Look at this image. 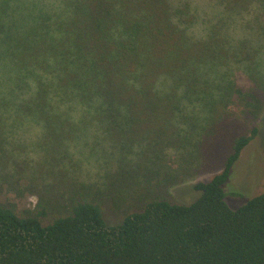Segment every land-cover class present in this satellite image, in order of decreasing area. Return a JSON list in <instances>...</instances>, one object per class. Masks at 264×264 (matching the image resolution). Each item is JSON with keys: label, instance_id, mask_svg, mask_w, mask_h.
Returning a JSON list of instances; mask_svg holds the SVG:
<instances>
[{"label": "trees", "instance_id": "trees-1", "mask_svg": "<svg viewBox=\"0 0 264 264\" xmlns=\"http://www.w3.org/2000/svg\"><path fill=\"white\" fill-rule=\"evenodd\" d=\"M218 2L0 0V169L25 162L32 129L43 189L66 179L74 143L102 159L56 213L0 201V264H264V191L233 208L244 191L225 189L264 112V0ZM225 148L191 200L106 218L109 176L130 185L167 151L194 168Z\"/></svg>", "mask_w": 264, "mask_h": 264}, {"label": "rangeland", "instance_id": "rangeland-1", "mask_svg": "<svg viewBox=\"0 0 264 264\" xmlns=\"http://www.w3.org/2000/svg\"><path fill=\"white\" fill-rule=\"evenodd\" d=\"M215 1L220 5L219 0H194V2H198L202 9L209 12L212 3ZM243 14L245 15L246 12ZM236 26L238 28L240 24ZM248 121H251V119H248ZM255 122L260 126L259 133L242 151L241 157L234 165L231 177L225 185L227 192L229 186L232 189L237 188L244 191L241 195L242 199L228 198L233 208H238L253 196L264 191V112ZM37 133L38 129L22 132L25 140L21 146L23 151L21 154L25 162L19 163L15 172L9 173L0 169V201L15 206L20 211H28L36 207L38 203L43 202L51 212L56 213L59 210L60 201L64 202L67 198L66 195H63V191L69 185V181L71 183L70 187H80L77 184V179L80 180L77 175L95 174L97 176L96 166L102 159H100V153L91 150L89 146L83 145L81 142L74 143L71 147L70 159H65L66 168H69V174L65 173L66 179L62 182L47 179L44 184L50 187L49 189H43L37 180L41 175L36 172L37 163L41 162L38 159L39 155L36 150L41 153L44 152L40 149L43 147H36L34 144L39 139ZM227 150L225 148L218 155L208 157L206 163L197 164L194 168L188 165L187 162L182 161L179 155L173 151V153L167 151L163 155L161 174L158 172L154 173L153 176H139L137 178L135 177L136 169L140 173H148V169L143 168V164H140L136 169H130V171H133L130 174L135 177L130 185H127L129 180H123V177H120V182H112L109 176L110 181L108 184L113 185V187L112 190L107 191L102 202L106 218L110 223L118 222L125 211L140 208L147 198L165 197L172 201L191 200L195 194L193 185L199 180H209L221 170L220 164L216 162L213 165V162L217 158H222ZM78 157H81L83 161L81 162ZM89 158H91V161H88ZM77 161L81 163L79 170L75 168ZM103 163H105L104 160ZM196 167L198 168L196 169ZM70 168H73V171ZM17 171L22 172L17 173ZM164 177L169 178V180L162 184L160 180Z\"/></svg>", "mask_w": 264, "mask_h": 264}]
</instances>
